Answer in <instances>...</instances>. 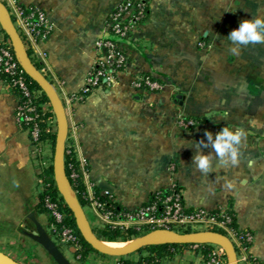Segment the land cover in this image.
I'll return each instance as SVG.
<instances>
[{"label": "crops", "instance_id": "obj_1", "mask_svg": "<svg viewBox=\"0 0 264 264\" xmlns=\"http://www.w3.org/2000/svg\"><path fill=\"white\" fill-rule=\"evenodd\" d=\"M0 1L17 29L19 5L46 15L50 34L31 50L64 103L67 144L79 164L88 199L82 208L94 233L105 225L96 201L111 199L135 211L153 194L176 187L188 209L233 211L238 228L253 236L247 255L264 261V43L240 46L237 55L227 39L241 21L264 18V0H145L146 19L125 45L127 68L76 103L70 97L85 87L98 57L96 43L125 0ZM6 36L0 21V40ZM145 75L163 89L136 90L134 78ZM17 104L0 77V252L21 264H55L30 237L33 215L52 239L53 232L38 208L40 167L29 132L17 123ZM182 120L194 125L186 128ZM225 126L244 132L236 167L219 161L210 142L198 146L205 131L215 139ZM43 151L46 159L54 154L49 142ZM197 152L211 154L207 174L193 163ZM62 251L73 264H120L122 258L89 251L80 261ZM162 264L205 263L185 255Z\"/></svg>", "mask_w": 264, "mask_h": 264}, {"label": "built area", "instance_id": "obj_2", "mask_svg": "<svg viewBox=\"0 0 264 264\" xmlns=\"http://www.w3.org/2000/svg\"><path fill=\"white\" fill-rule=\"evenodd\" d=\"M146 16L147 4L145 0H125L120 3L110 15L106 25L107 35L111 34L117 40L102 38L96 43L98 57L88 73L86 85L80 93L70 97V102H83L95 89L110 85L116 76L127 68L128 55L126 54L125 45L120 41H129L135 30L146 19ZM18 18L20 25L17 30L27 50H30L37 41L49 36L51 29L44 12L35 10L23 15L18 8ZM40 72L45 75L43 71ZM0 74L9 77L4 81L8 90L13 93L15 91L20 93L16 106V120L18 125L30 134L34 155L40 167L39 181L44 188L43 193H46L54 180V175L47 172L53 164V155L47 159L45 158L43 146L47 141L41 139V133L45 131L47 134L57 136L58 125L55 112L50 102L43 111L38 110L37 101L41 98L43 92L30 88L12 43L8 39L0 40ZM163 87L162 82L151 76H136L134 78V88L136 90L157 92L161 91ZM41 123L45 124V128L40 127ZM181 123L186 128L194 125L191 120H182ZM66 155L71 156V159L75 156L73 147L68 144L65 151V167ZM68 167L74 169V164L69 163ZM80 176L82 177L81 173ZM71 177L76 179L78 174L73 171ZM66 180L71 187L67 177ZM95 205L100 218L106 225L122 229L134 227L142 235L157 229H167L178 233H221L233 242L239 264H264V261H259L247 255L253 238L251 232L246 231L242 238L233 232L229 227L232 218L226 214V211L218 210L219 213L215 214V211H208L204 208L188 209L183 202L181 192L176 187L170 188L166 193L165 191L157 192L152 202L140 206L132 213L117 215L100 201H96ZM45 207L50 219L53 240L58 246L70 250L74 257L80 260L83 245L77 231L65 225L68 216L62 202L47 197ZM200 246L191 245L183 249L182 255L179 256H198L205 264H230L226 250L222 253V251L217 250L219 246L210 245L212 247L211 252L205 260L201 252L198 251ZM140 264H147V262H141Z\"/></svg>", "mask_w": 264, "mask_h": 264}, {"label": "water", "instance_id": "obj_3", "mask_svg": "<svg viewBox=\"0 0 264 264\" xmlns=\"http://www.w3.org/2000/svg\"><path fill=\"white\" fill-rule=\"evenodd\" d=\"M0 21L5 26L6 35L12 43L16 57L20 62V66L25 75L41 89V91L48 98L56 115L58 131L56 136V143L53 155V175L56 190L60 197L63 199L65 205L73 214L77 226L86 243L97 253L111 257H126L132 255L139 250L157 245L156 242L160 241L162 237H170V243H177L181 245H215L223 247L228 254L230 264H239L236 248L229 237L221 233H178L167 229H157L147 232L135 239L133 245L127 249L122 250H109L101 245L99 240L92 229L90 222L79 204L77 197L68 194L67 188L72 192V188L67 184L65 175V151L68 140V115L63 101L58 96L55 88L48 78L37 70L31 61L28 50L24 44L20 33L15 27L6 7L0 1ZM180 98V97H179ZM99 187L104 191L110 193L111 189L103 183H99ZM74 193V192H73ZM36 225L35 234L30 237L38 243L46 253L51 257L55 264H73L70 259L64 254L60 247L50 237L47 231L36 221L34 215L31 217ZM0 264H21L14 260L7 254L0 252Z\"/></svg>", "mask_w": 264, "mask_h": 264}, {"label": "trees", "instance_id": "obj_4", "mask_svg": "<svg viewBox=\"0 0 264 264\" xmlns=\"http://www.w3.org/2000/svg\"><path fill=\"white\" fill-rule=\"evenodd\" d=\"M18 8L23 13V15H26V14H29V13L35 11V9L33 7H27V6H23V5H19ZM11 19L14 23H16L15 17L12 16ZM105 38L113 40V41L117 40V38L111 34L107 35ZM6 39L9 40L8 37ZM120 42L123 43L124 45L129 44V41L121 40ZM28 53H29V56H30L31 61L34 64L35 68L37 70L41 71V65L35 61V59L33 57L32 50L31 49L28 50ZM145 76H148V75H145ZM0 77H1V79H3V81L9 79V77L5 74H0ZM26 79H27L31 89L41 90L37 86V84L34 83L33 81H31L27 76H26ZM15 94H16L17 98L20 97V93L18 91H15ZM48 102H49L48 98L46 97V95L44 93H42L41 98L37 101L38 110L40 112L43 111L45 109L46 105L48 104ZM40 127L45 128V124L41 123ZM41 139L51 143L53 151H54V147H55V143H56V135L55 134H47L45 131H43L41 133ZM69 163L74 164V169H69V167H68ZM73 171H75L78 174V177L76 179H72V177H71ZM47 172L49 174L53 175V167L51 166ZM65 175H66L68 181L70 182V185H71V187H72V189H73V191L77 197L79 204L82 207H84L88 202L87 191H86L83 179L80 176L79 164H78L75 156L72 157V159H71V156L66 155ZM165 193H166V191H165ZM58 196H60V195H59L58 191L56 190L55 182L53 180V186H51L47 190L46 193H42L41 195H39V206H38L39 211L47 213V209L45 207L46 198L52 197L54 199H57ZM155 197H156V193L153 194L151 196L150 200L147 203H145L144 205H147L149 202H152L155 199ZM60 201L62 202L64 210L66 211L67 216H68L66 221H65V225L74 228L80 237V241L83 245L82 257H81L80 261H83L85 256L87 255V253L89 251H94V250L84 240V238L81 234V231L79 230V228L77 226L76 220L73 217V214L68 209V207L65 205V203L61 197H60ZM99 201L103 204H106L107 207H109V209H111V211L117 215H119V214L122 215L125 213H132L133 212V211H129V210L124 209L120 204L114 202L111 199H100ZM214 213L218 214L219 211L217 210ZM226 214L232 218V222L229 226L230 229L233 232L237 233V235L242 238L243 235H245L246 231H242L238 228L235 213L230 210V211H227ZM95 233L99 237V239L102 240L101 242L106 241V242H110V243H127V242H131V241L135 240L136 238H138L142 235L141 232H139L134 227L122 229L119 227H112V226L106 225V224L101 229L96 230ZM189 246H191V245H181V244H177V243H163V244L152 245V246L143 248V249H141L135 253L138 256V260H136V261L130 260L129 257L133 256V255H130L128 257H122L120 264H140L141 262H147V264L166 263V262L174 259L175 257L182 255V250L188 248ZM61 248L62 247L60 246V249ZM211 248L212 247L210 245H204V246L199 247L198 251L201 252V254L205 260L207 259L208 254L211 252Z\"/></svg>", "mask_w": 264, "mask_h": 264}, {"label": "clouds", "instance_id": "obj_5", "mask_svg": "<svg viewBox=\"0 0 264 264\" xmlns=\"http://www.w3.org/2000/svg\"><path fill=\"white\" fill-rule=\"evenodd\" d=\"M227 39L232 43L229 51L233 54H239L240 46H247L249 44L264 43V18L254 17L250 20H243L239 23L238 28L232 30ZM206 140L198 142V146L207 147L211 143L219 161L224 162L228 166L236 167L239 165L238 146L242 142L244 132L240 128L232 129L227 126L222 127L221 130L215 134L205 131ZM211 154H203L197 152L193 156V163L197 170L207 174L211 168ZM249 161V166H251ZM232 182H226L225 188L228 190L233 189Z\"/></svg>", "mask_w": 264, "mask_h": 264}, {"label": "bare ground", "instance_id": "obj_6", "mask_svg": "<svg viewBox=\"0 0 264 264\" xmlns=\"http://www.w3.org/2000/svg\"><path fill=\"white\" fill-rule=\"evenodd\" d=\"M68 194L72 196V192L69 188H67ZM161 240H172V238L170 237H162L160 238ZM122 243H109V242H101V245L104 246L105 248L109 249V250H122V249H127L129 247H131L133 244L132 243H123L124 247H120Z\"/></svg>", "mask_w": 264, "mask_h": 264}, {"label": "rangeland", "instance_id": "obj_7", "mask_svg": "<svg viewBox=\"0 0 264 264\" xmlns=\"http://www.w3.org/2000/svg\"><path fill=\"white\" fill-rule=\"evenodd\" d=\"M54 153V152H53ZM54 155V154H53ZM51 186H53V184H51ZM72 192V191H71ZM74 192V191H73ZM72 192V196H74V198H76L75 196V193H73ZM58 200H60V196H58V198H57ZM48 215V214H47ZM172 240H161V241H158V242H156V244H163V243H170ZM135 242V240H133V241H131V242H128V243H134ZM125 244V243H124ZM60 247V246H59ZM120 247H124L123 246V243L120 245ZM62 250L64 249L63 247L61 248Z\"/></svg>", "mask_w": 264, "mask_h": 264}]
</instances>
